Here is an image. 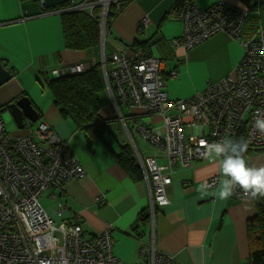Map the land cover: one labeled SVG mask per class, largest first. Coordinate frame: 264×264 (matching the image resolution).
I'll return each mask as SVG.
<instances>
[{
  "label": "crops",
  "instance_id": "crops-1",
  "mask_svg": "<svg viewBox=\"0 0 264 264\" xmlns=\"http://www.w3.org/2000/svg\"><path fill=\"white\" fill-rule=\"evenodd\" d=\"M78 1L81 0H69L63 6ZM127 1L123 12L112 25L109 54L128 49L127 44L131 45L136 40L154 41L156 45L152 55L155 56L156 50L167 56L166 59H158L166 74L172 70L178 71L176 78L181 72V65H187L188 70L190 66L209 61L214 73L210 76L211 70L207 76L208 86L232 73L243 55L241 41L257 28V21H253V26L245 28L240 40L219 33L196 48L186 50L184 46L175 44V40L183 38L184 26L181 33L173 31L175 22L182 23L173 17V13L183 6L184 0ZM193 2L203 9L218 3L237 7L245 5L241 0ZM45 11V3L41 5L36 0H0V62L13 76L0 86V114L3 118L5 115L9 117L7 131L13 138L33 134L34 139L39 141V126L47 122L62 152L77 159L85 170L83 179L72 180L60 190L46 191L49 193L48 200L53 203L42 204L45 211L57 222L80 220L83 229L90 234L100 233L106 226L113 227L114 254L126 264L143 263L142 250L149 253L151 248L172 257L176 264H249L247 221L257 214L254 200L232 197L227 201H218L212 196L201 197L196 192L200 183L219 176L218 163L208 158L195 161L189 168L168 167L165 175L169 180L166 185L169 203L153 209L152 185L146 181L143 171L140 169L143 179L135 180L113 155L125 144L118 136V129L123 126L127 132L129 124H132L131 117L144 112L141 107L121 105L117 96V100L114 99L105 85L110 103L100 100L102 106L97 116L104 123L107 122L105 126L109 131H105L102 138H97L93 129L82 130L71 119L63 118L50 95L43 100L39 91L37 94L33 77L44 85L42 76L48 78L51 70H68L69 67L65 65L77 62L86 66L89 62H95L87 51L66 49L63 14H47ZM103 52L106 55V51H100L99 62L102 61ZM167 60L172 61L170 66ZM186 60L187 63H184ZM167 93L172 101H180L174 91ZM23 97L31 101L39 120L33 123L24 119V128L19 129L6 107ZM114 121L119 124L118 129H113ZM29 126L33 127L28 129ZM185 129L191 132L188 126ZM128 135L134 143V157L139 163V159L144 158L130 131ZM148 156H158L163 165L167 164V158L161 151ZM247 160L251 165H264V152L253 153ZM45 193L42 200H47ZM53 194L55 198L51 197ZM99 197L104 204L97 203Z\"/></svg>",
  "mask_w": 264,
  "mask_h": 264
},
{
  "label": "built area",
  "instance_id": "built-area-1",
  "mask_svg": "<svg viewBox=\"0 0 264 264\" xmlns=\"http://www.w3.org/2000/svg\"><path fill=\"white\" fill-rule=\"evenodd\" d=\"M123 1L81 0L51 13L92 14L100 7L97 15L104 34L110 9L113 6L120 9ZM250 16V9L244 6L218 3L203 9L193 0H184L183 6L174 12L175 19L184 26V36L175 40V44L189 50L218 33L240 40ZM250 36L241 41L243 55L232 73L185 101H172L168 96L165 71L156 57L135 56L126 49L117 51L111 57L112 79L108 78L106 64L102 66L105 85L112 97L117 96L123 106L143 109L141 115L131 117L134 129L167 158L166 165H160L154 157L139 159L140 169L152 185L153 209L169 203L166 187L169 180L165 175L168 167L189 168L195 161L203 160L207 144L226 135L237 139L244 130L249 146L264 148V132L255 126L257 119L264 120L261 19ZM87 68L81 64L53 73L61 77L82 73ZM166 76L174 79L178 71L172 70ZM154 117L156 120L149 122ZM39 135V141L33 134L13 138L0 117V264H126L114 254L113 227L106 226L102 232L90 234L80 220L57 222L45 211L42 195L49 189H62L72 180L83 179L85 170L77 159L62 152L47 122L40 124ZM217 178L206 181L212 184ZM236 193L245 197L240 189ZM97 203L104 201L99 197ZM141 254L145 258L141 264H176L172 257L158 253L155 248L149 253L142 250Z\"/></svg>",
  "mask_w": 264,
  "mask_h": 264
},
{
  "label": "trees",
  "instance_id": "trees-1",
  "mask_svg": "<svg viewBox=\"0 0 264 264\" xmlns=\"http://www.w3.org/2000/svg\"><path fill=\"white\" fill-rule=\"evenodd\" d=\"M241 1L245 4L243 6L248 7L251 11V16L247 25V29H249V26H253V21H257L258 23V20L262 18L261 10L264 8V0ZM127 3L128 1L121 3L120 9L115 6L110 9L105 29L106 56L105 61L100 62L99 58L102 36L97 15L100 7L94 9L92 14L87 11H76L63 14L62 24L66 49L74 52L87 51L92 56L91 58L95 59V62H89L87 70L79 74L65 75L61 76L59 79L45 78V83L50 90L54 106L59 110L62 117L71 119L76 125L82 128V130L84 128L86 131L93 129V133L97 138H102L101 135L105 133V131H109V128L105 126L107 122L104 123L99 116H97L102 106L100 94L105 91V77L101 66L106 64L108 78L112 79V59L109 54L110 51L109 43L107 44V36L110 35L113 23L123 12ZM155 45L156 42L154 41L140 42L136 40L131 45L127 44V48L135 56L155 57L152 55ZM164 75L166 82H168L171 78L166 76V72H164ZM143 116L147 117V115ZM132 123H134L133 120ZM244 132V130L240 131L237 139L240 137L245 138ZM153 147L158 151H161L157 146L153 145ZM259 152L263 153L264 148H254L249 146L246 157L248 158L253 153ZM162 154L164 153L162 152ZM113 155L116 162L128 174L132 175L135 180L143 179L140 165L137 163L133 149L129 144L121 145L119 152H113ZM154 158L159 160L158 156ZM207 159L208 157L201 161ZM159 164L163 165L160 161ZM233 197L240 198L237 195H234ZM253 200L257 214L255 217L247 221V233L250 247L249 264H264V198H256Z\"/></svg>",
  "mask_w": 264,
  "mask_h": 264
},
{
  "label": "clouds",
  "instance_id": "clouds-1",
  "mask_svg": "<svg viewBox=\"0 0 264 264\" xmlns=\"http://www.w3.org/2000/svg\"><path fill=\"white\" fill-rule=\"evenodd\" d=\"M125 1L127 0L123 2ZM101 36L100 51H105V30L104 34L101 31ZM112 55H110V58ZM105 56L103 52L102 61H105ZM255 126L261 132H264V120L257 119ZM248 147L249 141L244 137L234 139L227 135L211 144H207L205 156L218 163L220 174L212 184L207 181L200 183L196 188V192L201 197L212 196L218 201H227L232 198L237 194V189L242 190V194L250 199L264 198V165L256 166L249 163L246 157Z\"/></svg>",
  "mask_w": 264,
  "mask_h": 264
},
{
  "label": "rangeland",
  "instance_id": "rangeland-1",
  "mask_svg": "<svg viewBox=\"0 0 264 264\" xmlns=\"http://www.w3.org/2000/svg\"><path fill=\"white\" fill-rule=\"evenodd\" d=\"M261 15H262L261 22L263 23V26H264V8L261 10ZM175 23H176V27L173 29V31L181 33L183 31L182 23H180V22H175ZM111 41H112L111 36L108 35L107 36V44L111 43ZM241 51H242V54H243V50H241ZM155 57L156 58H163V59L168 58L163 53L157 52L156 50H155ZM167 62L169 64V66L172 64L171 63L172 61H170V60H167ZM184 63H187V60ZM80 64L81 63L77 62V63H74V64L65 65V66L66 67H71V66H76V65H80ZM210 71H211V74H210V76H211L214 73V67H212V69H211L210 68V62L207 61V60H204L202 63L196 65L195 67H191V66H190V68L188 67V70H187V65H185V64L181 65V72L179 74V77L176 78V79L169 80L167 82L166 90L167 91H169V90L174 91V93H176V95L178 97V100L189 99V98L195 96L197 93H200V92L204 91L208 87L209 83H208L207 76L210 73ZM48 77L49 78H53L54 75H52L50 73ZM33 82L35 83V85L37 87L36 88L37 94H38V91H39V93L41 94V97H42L43 100H46L47 96L49 97V95L51 97L50 90H49L47 84L45 83V78L43 76H42V82H44V85H43V83H41L40 80H37L35 77H33ZM43 88L45 89V93L43 92ZM100 98H101L102 102L106 101V102L110 103V99H109L106 91H103L100 94ZM3 119H4L5 123H7L8 120H9V117L7 115H5ZM143 120L145 122L148 121V119H143ZM37 126H35V128ZM129 127H130L129 130L126 132L123 126H120V129H118L119 128V124L116 123L115 126H113V129L117 128L118 130H120V134H118V136L120 137V140L123 141V143L125 142V144H129L132 147L134 153L136 151L134 149V143L132 142L131 138L128 135L129 131L131 132L132 139L134 140L136 146L140 150V152H141V154H142L144 159L148 155H150L153 152L157 151V149L155 147H153L152 144H150L149 142L143 140L140 137V135L134 129L132 124H129ZM135 156H136V153H135ZM58 190H60V189H58ZM48 194L49 193L46 192L45 196H44L47 200H42L43 199L42 197H43L44 194L41 197V200H42L41 203L44 204V205H49V204L53 203V202H50L48 200L49 199Z\"/></svg>",
  "mask_w": 264,
  "mask_h": 264
},
{
  "label": "water",
  "instance_id": "water-1",
  "mask_svg": "<svg viewBox=\"0 0 264 264\" xmlns=\"http://www.w3.org/2000/svg\"><path fill=\"white\" fill-rule=\"evenodd\" d=\"M69 0H45L46 9H55L68 3ZM13 78L12 73L6 69V67L0 62V86L9 82ZM9 111L14 118L15 123L19 129L24 128V119L36 123L39 120V116L32 106L31 101L23 97L15 103L9 104L6 111Z\"/></svg>",
  "mask_w": 264,
  "mask_h": 264
},
{
  "label": "flooded vegetation",
  "instance_id": "flooded-vegetation-1",
  "mask_svg": "<svg viewBox=\"0 0 264 264\" xmlns=\"http://www.w3.org/2000/svg\"><path fill=\"white\" fill-rule=\"evenodd\" d=\"M53 10H55V9H46L45 13L48 14V13L52 12ZM53 71H54V70H53ZM53 71L51 70V71H49L48 73H49V74L51 73L52 75H54L53 78L56 77L55 79H57V78L59 79L60 77H57V76L53 73ZM6 108H7V107H6ZM0 117L3 118V116H2L1 114H0ZM3 120H4V119H3ZM31 127H33V126H29V127H27V128L30 129ZM63 221H68L69 223H72V222L74 221V219H73L72 221L69 220V219H68V220H63ZM63 221H62V222H63Z\"/></svg>",
  "mask_w": 264,
  "mask_h": 264
}]
</instances>
